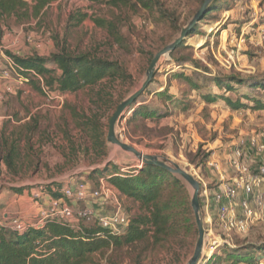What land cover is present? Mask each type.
I'll list each match as a JSON object with an SVG mask.
<instances>
[{
	"label": "rangeland",
	"instance_id": "obj_1",
	"mask_svg": "<svg viewBox=\"0 0 264 264\" xmlns=\"http://www.w3.org/2000/svg\"><path fill=\"white\" fill-rule=\"evenodd\" d=\"M156 2L158 6L146 11L111 9L86 0H56L37 19L10 18L1 23L0 59L6 52L18 57H48L63 50L117 63L130 79H107L74 94L39 92L29 82L18 85L14 77L0 79V132L11 141L17 140L20 153L13 171L0 165V217L5 211L10 217L23 219L33 203H40L45 195L52 196L46 187L59 196L64 187L80 180L96 188L100 179L88 177L94 170L127 175L143 167L132 155L107 143L110 118L117 106L143 84L154 55L179 36L204 0ZM223 3L195 26L194 34L186 36L184 47L158 62L150 85L136 105L148 107L150 119H132L128 110L115 128L122 143L178 165L199 182L200 214L206 231L200 264H231L229 253L248 247L264 248V219L246 234L232 233L233 247L213 245L227 240L215 226L211 199L219 175L230 174L228 160L240 143L252 138L261 142L264 135V108L256 110L243 97L248 94L264 104V92L242 88L227 93L213 84L216 78L230 75L264 79V0ZM77 14L87 17L71 27L70 17ZM94 20L112 24L120 41L117 43L97 27ZM29 37L37 48L28 43ZM158 93L162 95L156 96ZM205 94L228 97L240 105L228 106L222 99L206 101L202 98ZM87 118L97 124V133L104 142L100 151L84 130ZM248 159L254 164L253 156ZM213 160L219 163V170L208 166ZM179 181L189 210H177L181 227L165 242L150 246L140 264H186L193 254L198 235L190 207L192 191ZM124 200L121 204L131 218L138 216L139 204ZM106 208L111 211L112 203ZM37 220L38 215L27 222ZM79 227L89 228L83 223ZM258 258L253 264H264V254ZM98 264L105 262L99 259ZM122 264L136 263L127 259Z\"/></svg>",
	"mask_w": 264,
	"mask_h": 264
},
{
	"label": "trees",
	"instance_id": "obj_2",
	"mask_svg": "<svg viewBox=\"0 0 264 264\" xmlns=\"http://www.w3.org/2000/svg\"><path fill=\"white\" fill-rule=\"evenodd\" d=\"M56 0H0V29L1 23L10 18L29 20L39 18ZM91 4L104 5L111 9L137 8L151 11L158 6L156 0H86ZM223 0H213L209 10L202 18L204 20L212 12L218 11ZM87 16L77 14L70 17L71 27L81 23ZM97 27L104 29L108 35L120 41L114 26L108 22L94 20ZM195 28V27H194ZM193 28V29H194ZM194 34L193 30L188 36ZM182 43L178 48L184 47ZM174 51L169 55L170 57ZM22 71L20 74L39 92H56L59 94H74L80 90L100 84L104 80L128 81L130 77L117 63L94 57L89 54L72 55L66 51H57L48 57L29 54L23 57L6 52ZM168 56V57H169ZM33 73V74H32ZM189 83L190 81L185 78ZM213 84L227 93H234L242 88L251 91L264 92V79H241L237 76H225L213 80ZM160 97L162 94H155ZM244 99L253 103V108H264V104L248 94ZM206 101L222 99L228 106H238L239 101L233 103L230 98L223 96H202ZM139 99V98H138ZM138 99L130 107L132 119L149 118L151 112L148 107L136 106ZM83 125V124H82ZM84 130L90 135L94 147L102 149L97 124L87 118ZM17 140H9L0 132V165L8 171L16 169L20 157ZM95 148V149H96ZM90 178L97 177L113 187L120 198L125 197L138 203L140 214L131 218L123 235H111L106 230L91 226L89 228H71L55 220L48 221L40 230L27 227L22 232H10L0 229V264H98L104 260L105 264H122L127 259L140 264L142 257L150 250L175 234L181 227L177 210L186 205V192L178 179L163 169L143 166L135 173L122 175L118 172L109 173L108 170H94ZM46 189L53 198L59 195ZM21 193V190H15ZM184 198V199H183ZM187 211H183L187 214ZM256 254V255H254ZM264 254V248L257 250L251 247L239 249L229 253L227 259L231 264H253ZM257 257V258H255Z\"/></svg>",
	"mask_w": 264,
	"mask_h": 264
},
{
	"label": "built area",
	"instance_id": "obj_3",
	"mask_svg": "<svg viewBox=\"0 0 264 264\" xmlns=\"http://www.w3.org/2000/svg\"><path fill=\"white\" fill-rule=\"evenodd\" d=\"M27 41L37 48L30 37ZM21 71L10 57L1 54V80H12L14 77L18 85L27 83L28 80L20 74ZM248 156L255 158L254 164L250 163ZM228 165L230 174L220 173L217 190L211 198L215 226L227 238L225 241L220 240V243L214 242L215 248L220 245L233 247L230 238L232 233L246 234L251 226L264 219V135L261 142L252 138L245 144L240 143L232 152ZM208 166L218 170L220 168L215 160L209 162ZM92 203L97 204V209ZM109 203L113 205L111 211L106 208ZM130 219V213L123 208L120 196L113 187L99 180L98 186L92 188L86 181L80 180L72 186L64 187L58 198H50L48 205L40 211L37 221L29 224L22 219L5 215L0 217V229L10 232H22L27 227L40 230L48 221L55 220L75 229H79V223H83L106 230L111 235L121 236ZM210 224L212 232L213 224Z\"/></svg>",
	"mask_w": 264,
	"mask_h": 264
},
{
	"label": "water",
	"instance_id": "obj_4",
	"mask_svg": "<svg viewBox=\"0 0 264 264\" xmlns=\"http://www.w3.org/2000/svg\"><path fill=\"white\" fill-rule=\"evenodd\" d=\"M213 0H204L201 8L191 19V21L181 30L179 36L169 45L157 52L151 60L150 66L145 75V81L140 88L121 102L112 117L110 118L107 132V143L119 148L122 152L132 155L142 166L156 167L165 170L169 174L183 181L192 191L190 207L194 215L195 225L197 227V241L193 254L186 264H200L205 254V236L206 231L200 214L199 192L200 184L195 178L176 164L164 160L162 157L155 155L143 154L133 147L122 143L115 135L117 123L123 118L124 114L130 109L134 102L143 94L150 85L158 62L162 58H167L178 46H180L186 36L202 20L209 10V5Z\"/></svg>",
	"mask_w": 264,
	"mask_h": 264
},
{
	"label": "crops",
	"instance_id": "obj_5",
	"mask_svg": "<svg viewBox=\"0 0 264 264\" xmlns=\"http://www.w3.org/2000/svg\"><path fill=\"white\" fill-rule=\"evenodd\" d=\"M50 198H53V197H52V196H46V195H45V196L42 198V200H40V203H37V202L33 203L32 210H31L29 213L25 214V215L22 217V218H23L22 220L25 221V222H27V220L32 219V218L35 217L36 215H39L40 211H41L42 209H44V208L48 205ZM124 199H126V198H125V197L120 198L121 201H125ZM42 206H43V207H42ZM92 206H93L95 209H97V207H98L96 203H92ZM1 215H2V217H4L5 215H7L8 217H10L9 214L6 213L5 211H2ZM19 219H20V218H19ZM86 227H91V225H86Z\"/></svg>",
	"mask_w": 264,
	"mask_h": 264
}]
</instances>
